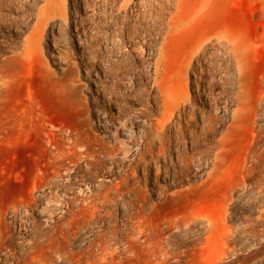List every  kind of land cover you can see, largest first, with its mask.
Segmentation results:
<instances>
[{"label": "rangeland", "instance_id": "rangeland-1", "mask_svg": "<svg viewBox=\"0 0 264 264\" xmlns=\"http://www.w3.org/2000/svg\"><path fill=\"white\" fill-rule=\"evenodd\" d=\"M137 1L0 0V264H264V0Z\"/></svg>", "mask_w": 264, "mask_h": 264}, {"label": "bare ground", "instance_id": "bare-ground-1", "mask_svg": "<svg viewBox=\"0 0 264 264\" xmlns=\"http://www.w3.org/2000/svg\"><path fill=\"white\" fill-rule=\"evenodd\" d=\"M74 3L77 1V0H72ZM79 1V0H78ZM83 2V4L86 6V0H81ZM126 1L128 0H125V3ZM159 2V1H158ZM77 3V2H76ZM86 3V4H85ZM144 3H145V0H138L137 1V4H138V8L136 9L137 11V14L140 12L139 9H143L141 8L142 6H144ZM147 3V1H146ZM150 4V3H149ZM167 4V3H166ZM65 5H66V0H47V6L46 8H42L41 10V14L42 15H46V13H52L53 16L52 17H57L59 16L60 18V21H62L63 19L66 20V13H65ZM136 5V4H135ZM89 6V4L87 5V7ZM86 7V8H87ZM156 7V6H155ZM75 8V7H74ZM85 8V7H84ZM151 8V7H150ZM158 8V7H157ZM167 8V7H166ZM135 9V7H134ZM156 11V9H155ZM154 11V12H155ZM134 12V11H133ZM149 12V11H148ZM51 14V15H52ZM142 14V13H141ZM144 15V14H143ZM87 17H90V14H87ZM48 18V17H47ZM160 18V17H159ZM75 19V18H74ZM157 19V18H156ZM161 20V19H160ZM164 21V20H162ZM66 22V21H65ZM73 22V21H72ZM76 24L79 23V25H82L83 22H84V18H81L79 20H75L74 21ZM64 24V23H63ZM159 24V23H158ZM60 25V23H59ZM66 25V23H65ZM134 25V24H133ZM85 29V28H84ZM75 30H76V37L78 38L77 41H82L81 38H80V32L78 31V26L76 25L75 26ZM51 33V32H50ZM83 34V33H82ZM84 35V34H83ZM78 42V43H79ZM209 46V45H208ZM207 53V52H206ZM197 56V55H196ZM195 59V58H194ZM211 60V59H210ZM194 62V61H193ZM200 62V58H197L196 59V64L198 65ZM212 63V62H211ZM220 63V62H219ZM218 63V64H219ZM205 66V64H204ZM209 66V65H208ZM190 70H195L194 69V66L192 65V63H189L186 68H185V72L188 73V71ZM210 72V71H209ZM1 76V75H0ZM98 78V77H97ZM158 78V77H157ZM96 80V79H95ZM210 80V79H209ZM197 86V89L195 91V93L197 95H199L201 92L199 90V87L198 85ZM203 86V85H202ZM181 91L179 89H172L168 92L167 95L164 96V104H163V110L161 112V118L157 120V123H158V126L160 125L161 127V130H158V133L156 134V137L158 139V147L156 148L158 152H163L164 149H165V141L163 139L162 136H160V132L163 130V128L170 122V120H172L171 118L174 117V114L175 112L178 110V102L180 99H183L184 102H186L188 105L187 107H190L191 105V95H190V90L189 89H186L184 94L180 93ZM205 91L202 89V94L204 95ZM206 96V95H205ZM197 98V97H196ZM209 98V97H208ZM236 99L239 101V98L236 97ZM3 114V112L1 111V108H0V123L2 125H10L12 128H15L17 126V123H18V114L16 112V110L8 113V114H5V115H1ZM179 116V114H178ZM180 117V116H179ZM174 120V119H173ZM214 120H215V116L212 114V115H209L208 116V127L209 128H212L213 126V123H214ZM120 127V126H119ZM173 128V127H172ZM181 129V128H180ZM114 133H116L114 131ZM133 134V133H132ZM131 134V135H132ZM122 142V141H121ZM127 144V143H126ZM126 146V145H125ZM124 146V147H125ZM129 146V145H128ZM154 146V141L152 140H145L144 141V148L145 149H149V148H152ZM189 146V145H188ZM123 147V146H122ZM156 147V146H155ZM125 149V148H124ZM126 150V149H125ZM128 150V149H127ZM126 150V151H127ZM129 151H127L128 153ZM175 152V151H174ZM124 153V152H123ZM125 154V153H124ZM127 155V154H126ZM175 156V155H174ZM177 156H186L185 154H182V153H178ZM124 159V157H123ZM127 159V158H126ZM176 160V159H175ZM151 164V163H150ZM112 165V164H111ZM90 166V165H89ZM147 166V165H146ZM159 169V168H158ZM154 171V170H153ZM179 172V171H178ZM177 174V173H176ZM172 176V175H171ZM110 180V179H109ZM71 184V183H70ZM65 186V185H64ZM48 189V188H47ZM82 190V189H81ZM61 193V192H60ZM85 193V192H84ZM55 195V194H54ZM60 195V194H59ZM53 196V195H52ZM58 196V195H57ZM62 198V197H61ZM39 199V198H38ZM53 199V198H52ZM64 199V197H63ZM60 201V200H59ZM59 204V203H57ZM49 204L47 203V206ZM53 207V206H52ZM49 209V208H48ZM27 210V209H26ZM51 210V209H50ZM49 210V211H50ZM53 210V209H52ZM64 210V209H63ZM28 211V210H27ZM55 212V211H54ZM65 212V211H64ZM49 214V213H48ZM53 214V212H52ZM85 216V215H84ZM79 218V217H78ZM48 219V218H47ZM86 219V218H85ZM94 219V218H93ZM51 221V220H50ZM79 226V225H78ZM81 227V226H80ZM88 230V229H87ZM93 230V229H92ZM76 232V231H75ZM95 234V233H94ZM114 238V237H113ZM99 241V240H98ZM84 242V241H83ZM100 243V242H99ZM108 243V242H107ZM164 247V246H163ZM106 252V251H105ZM160 257V256H159Z\"/></svg>", "mask_w": 264, "mask_h": 264}]
</instances>
